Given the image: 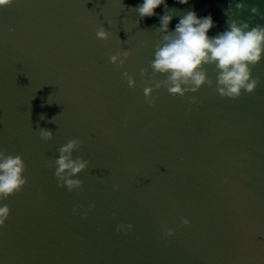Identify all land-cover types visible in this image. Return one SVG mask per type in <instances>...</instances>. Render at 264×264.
<instances>
[{
  "label": "water",
  "instance_id": "95a60500",
  "mask_svg": "<svg viewBox=\"0 0 264 264\" xmlns=\"http://www.w3.org/2000/svg\"><path fill=\"white\" fill-rule=\"evenodd\" d=\"M142 2L0 7V149L23 156L28 178L0 201L11 209L0 226V264H264V59L252 70L260 83L251 94L221 96L215 65H205L212 86L185 96L156 89L150 106L140 69L153 78L165 8L141 19L134 8ZM229 3L167 0L169 27L192 10L211 14L215 36L228 28ZM254 5L264 14V0H233L229 17L264 24ZM101 24L110 39L97 38ZM118 50H131L123 66L110 62ZM40 128L53 138L42 139ZM73 138L83 141L74 158L90 164L74 177L82 187L69 191L46 163Z\"/></svg>",
  "mask_w": 264,
  "mask_h": 264
},
{
  "label": "clouds",
  "instance_id": "9594fccd",
  "mask_svg": "<svg viewBox=\"0 0 264 264\" xmlns=\"http://www.w3.org/2000/svg\"><path fill=\"white\" fill-rule=\"evenodd\" d=\"M13 2L14 0H0V7L11 6ZM232 2L230 0L229 7L225 9L228 28L215 36L209 35L210 30L216 26L211 14L200 17L195 11H187L181 16L175 29L171 30L169 26L174 15L169 11L167 0H143L134 8L141 19L155 16V10L161 5L165 8L164 14L159 18V26L155 29L162 38L156 43L154 59L150 61L153 78L147 79V68L140 69L141 76L145 78L144 96L150 106L156 102L153 98L156 89L166 88L173 96H185L189 92L199 91L205 84L212 86L213 81L208 76L205 65H215V87L223 97L235 99L244 92L251 94L256 90L260 80L259 77H253L252 70L264 59V24L251 26L248 21L230 18L229 13L235 16ZM177 3L188 4L189 0H177ZM235 7L241 11L246 9L242 2L236 3ZM251 12L264 15L260 13L258 5L252 6ZM111 35L103 24L96 31L98 39L108 40ZM130 55L131 50H118L110 56V62L123 66ZM157 75L164 78L156 79ZM123 76L127 79L129 88L137 86L136 78L127 70ZM190 99L195 101L197 98L193 96ZM46 118V115L41 114V120ZM39 134L44 140H50L54 136L53 131L48 128H40ZM82 144L83 141L79 138L70 139L58 149L59 156L46 163V167L55 168L58 187L66 186L69 191L82 187L83 181L74 177L88 169L90 161L73 156ZM26 170L27 164L22 155L9 154L6 149H0V201L23 190L28 183V178L24 175ZM10 213L11 209L7 204L0 206V226L5 225ZM84 215L87 216V212ZM189 223L188 219H183V224ZM132 227L129 224L126 229L130 230ZM121 229H125V226L119 225L118 230ZM165 231L168 236L174 233L173 229Z\"/></svg>",
  "mask_w": 264,
  "mask_h": 264
}]
</instances>
